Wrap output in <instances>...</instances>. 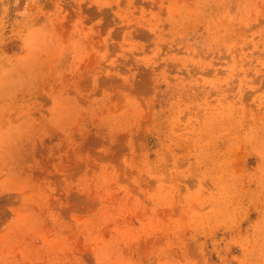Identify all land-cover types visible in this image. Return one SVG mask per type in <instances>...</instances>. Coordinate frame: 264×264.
I'll return each instance as SVG.
<instances>
[{"label": "rangeland", "instance_id": "1", "mask_svg": "<svg viewBox=\"0 0 264 264\" xmlns=\"http://www.w3.org/2000/svg\"><path fill=\"white\" fill-rule=\"evenodd\" d=\"M0 264H264V0H0Z\"/></svg>", "mask_w": 264, "mask_h": 264}]
</instances>
